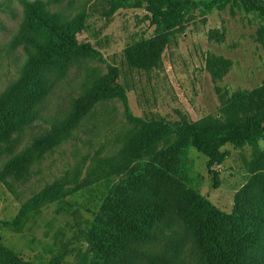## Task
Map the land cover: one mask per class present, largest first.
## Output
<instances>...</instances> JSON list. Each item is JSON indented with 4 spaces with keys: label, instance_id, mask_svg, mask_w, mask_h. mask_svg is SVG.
Instances as JSON below:
<instances>
[{
    "label": "rangeland",
    "instance_id": "obj_1",
    "mask_svg": "<svg viewBox=\"0 0 264 264\" xmlns=\"http://www.w3.org/2000/svg\"><path fill=\"white\" fill-rule=\"evenodd\" d=\"M43 1L65 21L84 16L79 38L93 44L97 54L51 73V90L37 119L0 142V243L36 263L74 264L90 226L88 212L118 179L111 168L132 128L145 121L177 125L218 117L234 95L260 87L264 25L232 0H220L210 10L203 6L210 0H193L198 8L171 30L159 27L143 0ZM23 18L20 0H0V97L18 81L26 60L18 40ZM160 34H167L168 44L158 66L144 71L126 63L128 46ZM111 72L118 94L95 102L73 128L58 134L53 127L63 122L72 104ZM51 134L58 143L39 152L37 141ZM254 138L253 146L221 148L225 160L212 168L214 182L208 158L189 150L200 194L225 213L234 209L242 187L264 170V124ZM178 143L177 137L166 138L157 150L172 151ZM24 152L34 153L26 171H6V163ZM51 186L57 193L39 200ZM179 220L173 212L168 217L174 229L182 230ZM192 244L186 241L180 264H194L187 250Z\"/></svg>",
    "mask_w": 264,
    "mask_h": 264
},
{
    "label": "trees",
    "instance_id": "obj_2",
    "mask_svg": "<svg viewBox=\"0 0 264 264\" xmlns=\"http://www.w3.org/2000/svg\"><path fill=\"white\" fill-rule=\"evenodd\" d=\"M143 1L163 30L177 27L184 15L198 8L193 0ZM219 1L210 0L203 6L210 10ZM232 1L258 16L264 25V0ZM20 2L24 18L18 40L26 60L18 81L0 97V142L37 119L39 106L51 90V73L65 72L75 59L97 54L93 44L79 38L84 16L65 21L50 12L43 0ZM167 44V34L140 40L125 49L124 59L132 68L150 71L158 66ZM115 76L111 72L77 99L53 129L58 134L68 131L95 102L116 96L118 92L111 86ZM221 113L177 125L139 122L132 128L118 153L119 162L110 167L118 179L88 212L90 226L73 255L74 264H180L189 239L193 244L187 250L194 264H264V170L242 187L234 209L225 213L200 194L195 180L198 174H194L189 156L192 149L208 158L206 168L214 182L212 168L225 160L223 146H253L254 133L264 124V83L234 95ZM170 137L179 138L177 147L158 151V144ZM58 141L51 134L39 139L36 149L43 153ZM33 157L32 152L16 155L5 170L22 173ZM56 193L57 187L51 186L37 197L40 200ZM28 206L30 203L23 212ZM171 212L181 217L182 230L168 222ZM0 264L44 263L25 259L0 243Z\"/></svg>",
    "mask_w": 264,
    "mask_h": 264
}]
</instances>
